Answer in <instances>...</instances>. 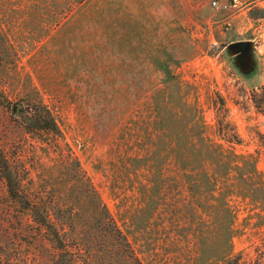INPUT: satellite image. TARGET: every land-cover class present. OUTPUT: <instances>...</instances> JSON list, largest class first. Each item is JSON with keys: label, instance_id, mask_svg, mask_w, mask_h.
<instances>
[{"label": "rangeland", "instance_id": "rangeland-1", "mask_svg": "<svg viewBox=\"0 0 264 264\" xmlns=\"http://www.w3.org/2000/svg\"><path fill=\"white\" fill-rule=\"evenodd\" d=\"M222 1L87 0L57 24L53 2L0 0V262L54 264L58 254L10 195L9 173L48 222L74 208L81 232L90 179L143 264L255 257L264 200L241 193L237 174L264 180V18L250 17L264 0ZM240 40L255 46L249 76L227 52ZM38 99L58 114V147L20 126L18 107ZM184 159L208 160L211 173L212 160H227L213 207Z\"/></svg>", "mask_w": 264, "mask_h": 264}, {"label": "trees", "instance_id": "trees-1", "mask_svg": "<svg viewBox=\"0 0 264 264\" xmlns=\"http://www.w3.org/2000/svg\"><path fill=\"white\" fill-rule=\"evenodd\" d=\"M46 1L49 5L53 2V7L56 8L53 15L56 17L58 24L87 0ZM250 17L252 19H263L264 9H254L250 13ZM16 114L20 126L27 133L38 135L46 133L50 137L49 141L55 147L60 146L62 140H65L56 110L43 99L30 101L26 108L23 106L18 107ZM179 162L183 166L186 176L198 177L194 183L197 187L198 196L201 198V203L213 207L212 204H209V201L215 200V192L221 190V188H217L219 184L216 178L219 177V172L224 171L223 168L227 166V160H212L211 162L216 167L212 173L207 170L206 163L208 160L184 159L179 160ZM224 172L226 174L230 173V171ZM5 175L9 184L10 195L18 201L27 203L28 210L32 212L34 219H37L40 228L47 229L53 242H55L58 254L55 257L54 264H143L127 233L115 219L90 179H86L88 183L85 186V194L92 214L91 222L88 229L81 232L76 229L75 215L77 212L74 208L69 207L67 209L68 219L65 222H61V220L48 222L47 213L45 215L40 214L43 211L39 212L33 206L32 200L28 198L29 194L17 187L12 174ZM257 175L254 171L248 174L238 173L237 176L240 181L237 183L240 187L239 191L244 193L246 197L252 199L258 197L257 199H260L258 195H262L261 200L263 201L264 180H261ZM202 197L205 201L202 200ZM221 211V207H217V214ZM229 240L230 236L223 240L218 239L217 246H215V257L221 255L223 248L229 244ZM222 259L217 264H264V241L255 248V257L250 260L244 259L242 254ZM0 264L3 263L0 262Z\"/></svg>", "mask_w": 264, "mask_h": 264}, {"label": "water", "instance_id": "water-1", "mask_svg": "<svg viewBox=\"0 0 264 264\" xmlns=\"http://www.w3.org/2000/svg\"><path fill=\"white\" fill-rule=\"evenodd\" d=\"M227 52L234 59V64L241 73L248 76L254 73L256 58L254 55V43L251 40L232 42L227 46Z\"/></svg>", "mask_w": 264, "mask_h": 264}, {"label": "built area", "instance_id": "built-area-1", "mask_svg": "<svg viewBox=\"0 0 264 264\" xmlns=\"http://www.w3.org/2000/svg\"><path fill=\"white\" fill-rule=\"evenodd\" d=\"M210 5L212 8L216 10H223L228 7V5L224 3L222 0H210Z\"/></svg>", "mask_w": 264, "mask_h": 264}, {"label": "flooded vegetation", "instance_id": "flooded-vegetation-1", "mask_svg": "<svg viewBox=\"0 0 264 264\" xmlns=\"http://www.w3.org/2000/svg\"><path fill=\"white\" fill-rule=\"evenodd\" d=\"M254 55H255V46H254Z\"/></svg>", "mask_w": 264, "mask_h": 264}]
</instances>
